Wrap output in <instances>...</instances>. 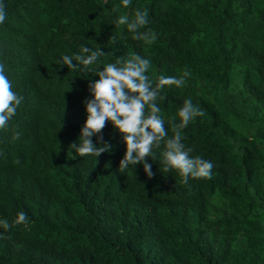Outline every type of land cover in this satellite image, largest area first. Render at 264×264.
I'll list each match as a JSON object with an SVG mask.
<instances>
[{
	"label": "trees",
	"instance_id": "trees-1",
	"mask_svg": "<svg viewBox=\"0 0 264 264\" xmlns=\"http://www.w3.org/2000/svg\"><path fill=\"white\" fill-rule=\"evenodd\" d=\"M3 3L0 64L13 90L34 102L0 131V219L29 217L0 227V264H264V0ZM145 9L149 23L139 31L156 34L151 44L115 23ZM82 45L105 52L101 70L135 53L151 61L154 82L191 72L157 103L170 136L185 99L203 111L182 142L214 164L211 179L183 184L176 170L163 172V145L148 159L151 179L139 164L119 172L125 144L110 123L111 153L76 156L68 146L98 77L56 62Z\"/></svg>",
	"mask_w": 264,
	"mask_h": 264
},
{
	"label": "clouds",
	"instance_id": "clouds-1",
	"mask_svg": "<svg viewBox=\"0 0 264 264\" xmlns=\"http://www.w3.org/2000/svg\"><path fill=\"white\" fill-rule=\"evenodd\" d=\"M121 4L127 9L131 0H121ZM118 8L119 6H116L113 10L117 11ZM148 16L146 9L136 10L131 19L126 14L120 15L115 23L118 27L126 25L128 31L134 33L133 39L151 44L156 41V34L150 28L144 32L139 31L148 25ZM6 19V6L3 0H0V24ZM108 41L114 44L116 37L111 36ZM104 55L105 52L100 48L93 50L82 45L80 53L73 56L64 55L56 62L60 68L67 66L69 71L83 66L82 71L86 74L91 73L98 77L88 83L90 98L82 101L86 119L77 141L71 142L68 147L74 149L79 157L92 155L97 158L103 153H111L112 145L103 138V129L106 123H110L113 130L121 134L125 144V152L119 162V172L123 173L130 166L135 169L139 164L151 179L155 173L148 159L153 161V149L163 145V159L160 161L163 172L176 170L183 184H188L190 178L211 179L214 164L200 156H192L193 149L186 147L182 142V130L196 117H202L203 111L193 105L191 98L185 99L178 111L180 122L176 123L174 119L171 121L170 136L157 103L165 98L161 94L165 86L184 87L191 72L185 70L178 78L161 75L154 82L146 75L151 65L149 59L133 53L127 59L118 57L115 63H108L101 70V67L96 65ZM33 102L30 97L19 95L13 90V84L5 74V66L0 64V131L8 130L9 122L17 114L19 106L25 114L30 112ZM20 135L21 133L16 132L13 139H18ZM93 137L96 138L95 142ZM15 163L19 164L20 161L16 160ZM28 220L27 213L21 211L12 224L7 219H0V227L7 231L14 225L26 224Z\"/></svg>",
	"mask_w": 264,
	"mask_h": 264
}]
</instances>
